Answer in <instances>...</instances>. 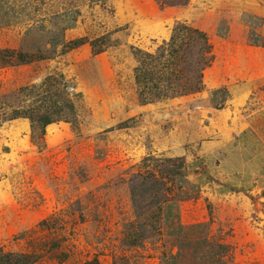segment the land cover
<instances>
[{
	"label": "rangeland",
	"instance_id": "1",
	"mask_svg": "<svg viewBox=\"0 0 264 264\" xmlns=\"http://www.w3.org/2000/svg\"><path fill=\"white\" fill-rule=\"evenodd\" d=\"M247 6L264 14V0H0V259L264 264V189L213 195L184 179L206 86L215 107L246 89L250 109L264 104V79L221 85L264 43L263 17L241 23ZM179 24L212 47L199 91L188 35L173 65L156 58ZM173 81L191 93L152 98Z\"/></svg>",
	"mask_w": 264,
	"mask_h": 264
},
{
	"label": "crops",
	"instance_id": "2",
	"mask_svg": "<svg viewBox=\"0 0 264 264\" xmlns=\"http://www.w3.org/2000/svg\"><path fill=\"white\" fill-rule=\"evenodd\" d=\"M244 12L241 23L245 27H251L252 18H264L262 12L249 6ZM263 29L262 24L259 29L261 38L264 37ZM228 33L230 35L232 29ZM236 47L240 48L237 41L234 43ZM243 48L248 55L250 52L255 55L245 62L247 68L244 72L236 78L223 80L221 85L228 89L225 91L230 92V85L236 81L264 79V43ZM256 51L263 53V56ZM212 87L219 86L208 85L199 94L208 100L212 112L207 115V122L202 128L203 138L185 148V160H188V152L193 155L187 162L188 172H198L185 177V184L193 185V190L207 187L213 195L260 192L264 189V104L250 109L253 100L248 93L251 89H246L231 96L226 94L224 105L215 107L212 98L217 88ZM189 99H193V96H189Z\"/></svg>",
	"mask_w": 264,
	"mask_h": 264
},
{
	"label": "trees",
	"instance_id": "3",
	"mask_svg": "<svg viewBox=\"0 0 264 264\" xmlns=\"http://www.w3.org/2000/svg\"><path fill=\"white\" fill-rule=\"evenodd\" d=\"M93 2H98V1H104V0H92ZM72 15V13H68L67 17H70ZM74 16V15H72ZM72 20V19H71ZM69 26H67V28H69ZM71 28V27H70ZM186 31V33L184 32ZM184 35H188L189 39L184 43V45L187 47V49L191 52H189V56L191 57V59L193 58L194 62H195V67H194V71L196 72L195 74V78H193L191 81H195L196 85L195 87H193V90H191L192 92L195 91H199L198 89H200L201 84H202V78H203V71L209 67L210 63H211V59H212V47L211 44L209 42L208 36L205 32L198 30L192 26L189 25H185V24H179L176 26L175 30L173 31V35L169 41V43H165V48H161V50L159 51L160 54L158 53L156 55V58H164L166 57L167 60L170 61L171 58H177V59H181V54L179 53V49L176 46V44H174L175 42H177L178 40H180L182 42V38L181 36ZM197 45H200V47H202L200 49V52L198 49H196V51H193ZM168 48V49H167ZM168 50V55H165L166 52ZM8 52V51H6ZM156 59V60H157ZM168 61V62H169ZM169 64L171 65L172 62L170 61ZM173 65V64H172ZM177 82L178 81H173V82H167L166 87L163 88L162 90L160 89V86L157 84H154L155 86V90H153V95L152 98H163L169 95H173L174 97H178L180 95L183 94H190L191 91L186 93V89H184L183 91L176 89L177 86ZM190 81H184L183 85H187ZM141 87L143 88L142 92L147 91L146 85H141ZM181 87V86H180ZM196 89V90H195ZM202 89V88H201ZM195 90V91H194ZM22 117L24 118H29L32 122L36 121L35 117H32L31 115H23ZM16 118V117H14ZM38 120L41 122V128L42 130L45 129V126L47 124H49L52 120L49 116H47L46 114L39 116ZM2 125V122H0V127ZM9 263V260H2L0 259V264H7ZM10 264H11V260H10Z\"/></svg>",
	"mask_w": 264,
	"mask_h": 264
}]
</instances>
